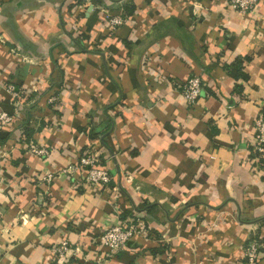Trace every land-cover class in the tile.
Here are the masks:
<instances>
[{"label": "crops", "instance_id": "1", "mask_svg": "<svg viewBox=\"0 0 264 264\" xmlns=\"http://www.w3.org/2000/svg\"><path fill=\"white\" fill-rule=\"evenodd\" d=\"M192 74L203 92L188 105L179 85ZM8 83L19 114L0 127V264H248L253 238L264 264V151L251 143L264 0L246 12L228 0H0V111L13 113ZM93 145L104 187L62 171ZM136 217L146 235L105 256V225ZM63 238L73 253L57 258Z\"/></svg>", "mask_w": 264, "mask_h": 264}, {"label": "built area", "instance_id": "2", "mask_svg": "<svg viewBox=\"0 0 264 264\" xmlns=\"http://www.w3.org/2000/svg\"><path fill=\"white\" fill-rule=\"evenodd\" d=\"M259 0H228V6L231 9L246 12L253 10ZM123 19L120 15L107 17V23L111 28L122 24ZM6 89L15 101L16 109L13 113L0 111V127H3L15 120L18 116L19 91L12 83L6 85ZM179 90L188 105H193L196 99L203 92L201 79L197 75H190L180 85ZM53 100L52 98L50 99ZM254 134L251 139L252 148L258 153L264 151V99L260 104L259 110L254 118ZM29 150L33 154L48 155L50 150L46 147L37 146L29 141ZM73 176V173L80 172V182L88 188L97 186L104 187L108 185L112 179L109 170L101 165V160L94 149V145L88 147L84 151L78 153L73 161L62 168ZM54 172L45 171L41 178L51 180ZM147 229L144 221L138 217L118 219L117 222L105 225L99 235V241L107 248L106 255L116 254L125 249L128 242L136 236L146 235ZM261 243L257 238L251 239L245 247L244 256L248 264H255L258 258ZM53 256L57 258H66L73 253L72 247L67 239L63 238L51 247ZM100 258V257H98ZM102 259V258H101Z\"/></svg>", "mask_w": 264, "mask_h": 264}, {"label": "trees", "instance_id": "3", "mask_svg": "<svg viewBox=\"0 0 264 264\" xmlns=\"http://www.w3.org/2000/svg\"><path fill=\"white\" fill-rule=\"evenodd\" d=\"M240 67V62L239 61H236V63L234 64V65H230L229 66V71L231 72V73H233L234 75H237V73H235V71H238L239 69H235V71H232L234 68H239ZM30 134V132L28 133V135ZM97 134H98V132H94V133H92L91 134V136H97ZM121 219H124V218H121Z\"/></svg>", "mask_w": 264, "mask_h": 264}]
</instances>
